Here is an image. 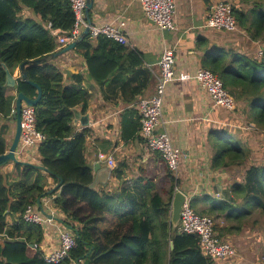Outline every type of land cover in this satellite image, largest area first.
<instances>
[{
    "label": "trees",
    "instance_id": "trees-1",
    "mask_svg": "<svg viewBox=\"0 0 264 264\" xmlns=\"http://www.w3.org/2000/svg\"><path fill=\"white\" fill-rule=\"evenodd\" d=\"M224 1L233 8L236 31L241 27L252 42L259 41L257 52L262 51L263 55L240 54L239 48H250L251 44L239 42L236 48L230 36L228 49L217 46L205 49L203 46L208 41L201 37L198 48L203 53L202 69L210 70L223 82L236 104L245 107L250 123L257 130L264 129V0ZM249 5L251 9L245 10ZM26 11L29 17H24ZM74 22L69 0H0V156L8 151L6 134L17 95L37 97V88L22 81L20 74L13 89L15 94L8 95L10 88L4 65L15 75L27 62L29 80L43 91L35 111L37 128L46 135L43 144L21 154L25 156L22 161L30 165L13 163L12 172L0 168V235H6V239L0 240V264H48L43 252L33 247L42 245L44 227L22 219L29 206L46 215L38 206L46 197L53 199L54 206L64 216L60 224L73 232L77 243L69 257L59 264H214L203 256L196 237L183 234L180 225L172 226V201L179 180L171 173L167 201L162 199L153 180L143 175L135 180L127 179L123 165L114 169L107 187L89 188L94 174L86 160V135L75 134L71 110L80 107L86 111L87 93L80 84H67L52 62L33 63L62 51L48 24L69 32ZM99 40L103 51L111 47L109 52L113 56L91 50L86 41L78 46L87 61L90 78L100 82L113 72H131L126 85L144 79V84L139 86L141 92L151 75L142 71L135 52L108 39ZM115 56L119 58L115 60ZM119 59L125 61L120 63ZM112 63L115 65L110 72L102 75L103 69ZM132 88L135 94L138 87ZM222 130L219 138L214 139L212 168L226 171L244 166L251 151L244 149L227 129ZM35 158L46 171L36 167ZM49 179L55 187L60 181L62 184L53 191ZM226 190L230 196L223 201L212 202L209 197V204L207 199L201 204L200 199L192 197L190 202L197 214L214 217L217 236L224 241L231 233L244 230L246 220L255 211L264 214V165L250 166L242 182H234ZM10 216L15 222L9 226ZM109 219L111 226H106Z\"/></svg>",
    "mask_w": 264,
    "mask_h": 264
},
{
    "label": "crops",
    "instance_id": "crops-1",
    "mask_svg": "<svg viewBox=\"0 0 264 264\" xmlns=\"http://www.w3.org/2000/svg\"><path fill=\"white\" fill-rule=\"evenodd\" d=\"M218 1L220 0H209V3L206 4L204 0H191V2H196L198 7L203 6L205 10L203 21L197 22L194 20L195 15H191L193 24L186 25V19L180 15L179 18H176L179 34L176 38L173 33L159 31L149 22L142 10L140 0H95L90 13L93 24L126 22L127 38L130 45L124 46L129 51L135 52L141 62L142 71L149 72L151 75L149 83L141 92H139V86L144 84V79L126 85L131 72L121 70L113 72L114 74H110L100 82L90 78L87 61L78 48L80 44L75 49L51 61L64 75L67 84H80V87L87 93L86 111H82L80 107L71 110L74 115L75 134L84 133L86 135V160L88 166L92 168L94 178L97 165L100 164L102 168L108 166L106 162H100L98 159L99 154H104L113 158L115 163V166L111 167L113 171L118 165H123L124 168L126 166L127 179L135 180L138 177L137 174L143 175L155 182L157 191L161 195L159 183L165 179V173L160 174V177L159 175L150 177L147 175V170L164 167L168 177V197L164 198L162 195L161 197L164 201L168 200L172 186L169 178L170 172L158 155H152L146 151L141 136L139 103L156 93L161 73L159 63L166 48L174 49L176 74L180 75L181 73L195 74L198 69L202 68L203 53L198 48V41L201 37L208 41L203 46L205 49L214 46L228 49L231 46L228 42L230 41L228 35L225 37L226 33L213 32L203 27L211 8ZM235 2L238 3V0ZM23 15L29 17L30 13L26 11ZM85 41L89 43L93 51H100L102 54L111 56L114 54L112 51L109 52L111 47L103 51L104 47L100 46L99 39L92 40L88 37ZM58 46L60 50L64 48H61L59 42ZM118 58L119 56L114 57L115 60ZM124 61L119 59L120 63ZM114 65L115 63H112L108 69H103L102 75L110 72V68ZM19 74L18 69L13 76L17 78ZM73 76L75 78H72ZM132 87H138L135 94ZM7 94L14 95L15 91L10 88ZM225 111L230 112L224 108L216 107L209 94L195 81H175L167 87L163 117L174 146L181 155V176L178 178L179 187L175 188V193L181 191L189 198L200 199L201 204L206 202V199L209 204V197L217 202L223 201L224 196L220 192L237 182L231 180L232 177L228 171L212 168L214 139H218L222 129L226 128L222 127L226 123ZM11 125L9 123L10 127L7 128L6 134L9 147L15 131V127ZM227 132L238 141L232 130L227 128ZM241 146L244 148L242 143ZM24 157L21 154L18 155V159L21 161ZM33 162L40 166L39 160L36 158ZM13 166L14 164L10 163L4 169L6 172H12ZM49 182L54 189L53 180L49 179ZM111 182L112 176L109 184ZM49 201L47 207L46 203ZM41 202L48 216L51 215V212L55 213L52 224L44 226L45 237L41 245L44 252L54 250L59 246L58 229L62 226L59 220L63 218V215L54 206L52 198H43ZM14 219L12 216L8 217L9 226L15 222Z\"/></svg>",
    "mask_w": 264,
    "mask_h": 264
},
{
    "label": "built area",
    "instance_id": "built-area-1",
    "mask_svg": "<svg viewBox=\"0 0 264 264\" xmlns=\"http://www.w3.org/2000/svg\"><path fill=\"white\" fill-rule=\"evenodd\" d=\"M75 22L71 31L63 32L54 29L52 23L48 24L53 36L57 38L61 48H65L70 43L76 41L85 29L89 30V38L98 40L108 39L121 45L129 46L126 32V22H112L103 25L90 24L86 18L87 0H69ZM142 10L151 24L159 31L172 32L176 27L177 5L176 0H140ZM236 19L233 15L232 6L225 1H219L211 8L205 20L206 29H213L218 32L236 31ZM263 55L258 52V57ZM160 77L156 88V93L148 99H143L139 103L141 136L146 151L152 155H158L166 164L169 172L179 178L181 165L180 152L174 146L173 140L168 132L167 123L163 117V105L167 87L173 82H197L212 98L216 107L224 108L230 112L236 110L234 98L224 87L223 82L210 70L198 69L195 74H176V60L174 49L166 48L159 63ZM22 134L20 138L19 155L24 154L28 149L43 144L46 135L37 128V117L35 108L23 105L22 107ZM246 129L256 131L254 123H247ZM100 162H106L108 166L114 167L115 163L111 156L99 154ZM191 198L186 196V202L180 214V230L183 234L194 236L198 239L202 254L210 259L214 264L231 262L237 258V250L229 240H220L215 231L216 222L214 219L201 216L195 212L190 205ZM49 202L46 206H49ZM45 208L43 207V210ZM45 211V210H44ZM53 212L48 216L36 211L34 206H29L22 219L29 224L40 225L42 227L52 224ZM6 239V235H0V240ZM59 246L54 250L42 251L43 247L34 245L44 254V260L48 264H59L67 259L71 251L77 246L75 235L72 231L61 226L58 229Z\"/></svg>",
    "mask_w": 264,
    "mask_h": 264
},
{
    "label": "rangeland",
    "instance_id": "rangeland-1",
    "mask_svg": "<svg viewBox=\"0 0 264 264\" xmlns=\"http://www.w3.org/2000/svg\"><path fill=\"white\" fill-rule=\"evenodd\" d=\"M227 1L230 2L232 1L233 3H236L234 2V0H227ZM176 5H177V14L175 17L179 18L180 15H182V18L186 19V25L193 24V17L191 15H195L194 20H196L197 22L203 21V15H205L204 14L205 10L202 5L198 7L196 2H191V0H179V2L177 0ZM237 7L238 8L236 9L239 10L240 5H237ZM249 9H251V5H249L248 8L245 10L248 11ZM207 30L213 31V29H207ZM177 31L178 29L171 32L174 34L176 38H178L179 36ZM200 32H204V31H200ZM206 33L208 32L206 31ZM227 35L232 38L231 44L233 46H236V48L239 42H242L243 44L248 42L251 44L250 48H246V47L239 48L240 54H243L244 56H251L253 53L256 56L258 55L257 49L258 47H260L261 43L259 41L252 42V39L249 36V34L246 33L241 27L236 32L233 33L228 32V34H226L225 37H227ZM253 45L255 46V48H252ZM245 111L246 109L242 104H240L239 106L237 105L236 110L233 112L225 111L226 123H224L222 126V127H226L223 129L228 128L232 130L235 133L234 135L237 137V139L238 140L240 139L244 148L248 151H251L249 153V159L244 166L239 168L232 167L226 170L230 173V176L232 177L231 180L237 182H241L243 180L246 169H248L250 166L254 164L264 165V129L260 128L259 130L256 131L247 130L246 127L248 126H246L245 123L247 124L250 123L251 121L248 118L247 113ZM216 150H218L219 152V149L216 148ZM180 172L181 170H179V177L181 176ZM162 173L163 174L165 173V179L159 183V185L161 186L159 190L161 195L164 198H167L168 197L167 196L168 177L166 174L167 170L164 167H155V169L147 170V175H149L150 177H153L154 175H159L160 177V174ZM129 175L132 176L131 173H129ZM139 175L137 174L136 176ZM211 200L212 202H216L212 198ZM211 218L214 219V217ZM217 222L219 223V221ZM246 223H247L246 227L243 226V229L245 228L244 230L240 232H233L227 237V239H229V241L233 243V245L237 250V258L234 261L222 262L221 264H264V214L255 211L252 214V217L246 220L245 224ZM106 226H111L110 219L108 220Z\"/></svg>",
    "mask_w": 264,
    "mask_h": 264
},
{
    "label": "water",
    "instance_id": "water-1",
    "mask_svg": "<svg viewBox=\"0 0 264 264\" xmlns=\"http://www.w3.org/2000/svg\"><path fill=\"white\" fill-rule=\"evenodd\" d=\"M94 2H95V0H87L86 18L90 24H92L90 13L93 10ZM88 36H89V30L85 29V31L81 34V36L76 41L67 45L65 48L62 49V51H60L56 54L47 56L43 59L35 60L33 63L36 65H41L45 62H51L53 59L57 58L58 56H61L62 54H65V53L75 49L80 43L85 41V39H87ZM26 64H27V62L22 64L19 67L20 78L22 81L29 83L32 86H34L35 88H37V97L35 99H29L23 93H20L17 95L15 105H14V109L12 112V119L10 121V124H12L15 127L14 136H13L12 143H11L7 153L0 156V168L7 167L10 163L30 165V163L23 162V161L18 159L20 138H21V134H22V127H21L22 107H23V105H26L29 107L36 108L43 98V91L38 84L33 83L29 80L28 75H27L26 70H25ZM4 69H5V73H6L7 87L14 89L17 85V78L11 74L10 70L8 69V67L6 65H4ZM36 167L46 171L41 166H36ZM95 171H96V176H95L92 184L89 186V188L90 189H97L98 186L107 187L109 185V180L112 176L113 169L110 166L102 168V166L99 164L96 166ZM61 184H62V181H60V184L57 187H55L53 189V191L58 189L61 186ZM220 193L224 196L225 199L230 196V192L227 190H222ZM185 202H186L185 193H183L181 191H177L175 193V195L173 197V201H172L171 222H172L173 228H177L179 226L180 214H181V211H182V208H183ZM38 206L40 207V209H43L41 200L38 202ZM170 247H171V250H174V243L173 242L170 243Z\"/></svg>",
    "mask_w": 264,
    "mask_h": 264
},
{
    "label": "clouds",
    "instance_id": "clouds-1",
    "mask_svg": "<svg viewBox=\"0 0 264 264\" xmlns=\"http://www.w3.org/2000/svg\"><path fill=\"white\" fill-rule=\"evenodd\" d=\"M43 206V205H42Z\"/></svg>",
    "mask_w": 264,
    "mask_h": 264
}]
</instances>
